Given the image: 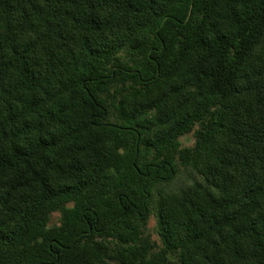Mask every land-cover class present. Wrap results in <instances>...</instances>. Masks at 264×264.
<instances>
[{
	"label": "trees",
	"instance_id": "16d2710c",
	"mask_svg": "<svg viewBox=\"0 0 264 264\" xmlns=\"http://www.w3.org/2000/svg\"><path fill=\"white\" fill-rule=\"evenodd\" d=\"M0 264H264V0H0Z\"/></svg>",
	"mask_w": 264,
	"mask_h": 264
},
{
	"label": "rangeland",
	"instance_id": "374dc122",
	"mask_svg": "<svg viewBox=\"0 0 264 264\" xmlns=\"http://www.w3.org/2000/svg\"><path fill=\"white\" fill-rule=\"evenodd\" d=\"M182 146H192L194 143V136L192 134L186 135L180 139ZM195 180H200V176L196 174L194 171L190 169H182L176 179L170 183L168 188L171 190H177L180 187L185 186L186 184H189ZM58 213H54L51 217L50 223H57L58 222ZM146 233L150 235L151 239L153 241L159 242V238L156 232V216L152 212V214L149 217L147 226H146Z\"/></svg>",
	"mask_w": 264,
	"mask_h": 264
}]
</instances>
